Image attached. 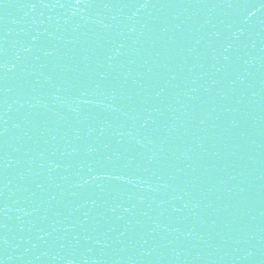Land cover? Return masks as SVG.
Instances as JSON below:
<instances>
[{"label": "water", "instance_id": "95a60500", "mask_svg": "<svg viewBox=\"0 0 264 264\" xmlns=\"http://www.w3.org/2000/svg\"><path fill=\"white\" fill-rule=\"evenodd\" d=\"M0 264H264V0H0Z\"/></svg>", "mask_w": 264, "mask_h": 264}]
</instances>
